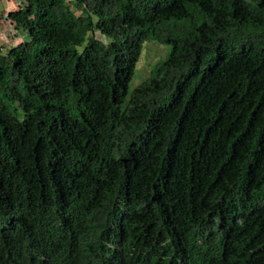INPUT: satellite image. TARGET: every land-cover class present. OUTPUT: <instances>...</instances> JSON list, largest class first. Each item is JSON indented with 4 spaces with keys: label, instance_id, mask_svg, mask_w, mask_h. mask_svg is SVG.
<instances>
[{
    "label": "trees",
    "instance_id": "trees-1",
    "mask_svg": "<svg viewBox=\"0 0 264 264\" xmlns=\"http://www.w3.org/2000/svg\"><path fill=\"white\" fill-rule=\"evenodd\" d=\"M10 17L29 39L0 47V264H264V0ZM153 39L172 50L130 91Z\"/></svg>",
    "mask_w": 264,
    "mask_h": 264
},
{
    "label": "rangeland",
    "instance_id": "rangeland-1",
    "mask_svg": "<svg viewBox=\"0 0 264 264\" xmlns=\"http://www.w3.org/2000/svg\"><path fill=\"white\" fill-rule=\"evenodd\" d=\"M96 36L103 41H107L106 36L99 31L95 32ZM81 48V47H80ZM172 50V45L163 43L159 40H149L144 43L140 59L136 64L134 75L129 83V90L132 91L142 81L152 74L154 65L165 60Z\"/></svg>",
    "mask_w": 264,
    "mask_h": 264
},
{
    "label": "crops",
    "instance_id": "crops-1",
    "mask_svg": "<svg viewBox=\"0 0 264 264\" xmlns=\"http://www.w3.org/2000/svg\"><path fill=\"white\" fill-rule=\"evenodd\" d=\"M25 0H0V47L9 49L29 39V32L11 19L10 12L23 7Z\"/></svg>",
    "mask_w": 264,
    "mask_h": 264
}]
</instances>
